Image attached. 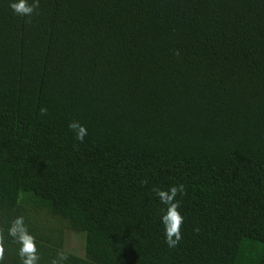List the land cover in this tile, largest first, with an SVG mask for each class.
Masks as SVG:
<instances>
[{
	"label": "trees",
	"instance_id": "16d2710c",
	"mask_svg": "<svg viewBox=\"0 0 264 264\" xmlns=\"http://www.w3.org/2000/svg\"><path fill=\"white\" fill-rule=\"evenodd\" d=\"M12 2L0 264H21L19 216L38 264H264V0H39L31 16ZM179 185L170 248L154 189Z\"/></svg>",
	"mask_w": 264,
	"mask_h": 264
},
{
	"label": "clouds",
	"instance_id": "9594fccd",
	"mask_svg": "<svg viewBox=\"0 0 264 264\" xmlns=\"http://www.w3.org/2000/svg\"><path fill=\"white\" fill-rule=\"evenodd\" d=\"M9 6L18 15L31 16L39 8L40 4L39 0H33L31 4L28 3V0H18V2L10 3ZM46 112L47 109L41 108V114H46ZM69 128L71 130H77L76 139L81 142L87 135L86 128L81 126L77 121L70 123ZM146 182L144 181L143 183ZM154 191H156L161 203L167 205L166 214L162 216V223L165 226V243L170 248H175L182 239L180 228L183 223V217L178 211L180 202L176 201L175 197L178 192L183 194L184 186H173L168 191H161L159 189H154ZM7 234L20 246L18 255L21 264H38L40 257L38 255L35 238L29 234L23 216L16 217L11 222L10 227L7 229ZM4 252V230L0 229V260H3ZM66 259V256L58 253L57 259H53L51 264H60V262Z\"/></svg>",
	"mask_w": 264,
	"mask_h": 264
},
{
	"label": "rangeland",
	"instance_id": "374dc122",
	"mask_svg": "<svg viewBox=\"0 0 264 264\" xmlns=\"http://www.w3.org/2000/svg\"><path fill=\"white\" fill-rule=\"evenodd\" d=\"M69 248L73 251L81 252V254H83L81 242L75 236H72L71 241L69 243Z\"/></svg>",
	"mask_w": 264,
	"mask_h": 264
}]
</instances>
